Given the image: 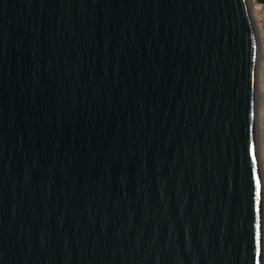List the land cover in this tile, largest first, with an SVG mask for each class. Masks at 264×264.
<instances>
[{"label":"water","instance_id":"1","mask_svg":"<svg viewBox=\"0 0 264 264\" xmlns=\"http://www.w3.org/2000/svg\"><path fill=\"white\" fill-rule=\"evenodd\" d=\"M250 0H0V264H264Z\"/></svg>","mask_w":264,"mask_h":264},{"label":"rangeland","instance_id":"2","mask_svg":"<svg viewBox=\"0 0 264 264\" xmlns=\"http://www.w3.org/2000/svg\"><path fill=\"white\" fill-rule=\"evenodd\" d=\"M256 1L250 0L259 42L257 89V149L264 190V2H262L263 7L261 9H258L256 8Z\"/></svg>","mask_w":264,"mask_h":264},{"label":"crops","instance_id":"3","mask_svg":"<svg viewBox=\"0 0 264 264\" xmlns=\"http://www.w3.org/2000/svg\"><path fill=\"white\" fill-rule=\"evenodd\" d=\"M256 1V0H255ZM263 7L262 0L256 1V8L261 9Z\"/></svg>","mask_w":264,"mask_h":264},{"label":"trees","instance_id":"4","mask_svg":"<svg viewBox=\"0 0 264 264\" xmlns=\"http://www.w3.org/2000/svg\"><path fill=\"white\" fill-rule=\"evenodd\" d=\"M262 2H264V1L262 0Z\"/></svg>","mask_w":264,"mask_h":264}]
</instances>
